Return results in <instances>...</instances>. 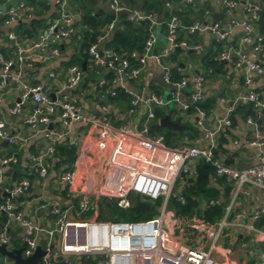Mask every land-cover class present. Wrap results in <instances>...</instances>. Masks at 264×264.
<instances>
[{
  "label": "built area",
  "instance_id": "obj_1",
  "mask_svg": "<svg viewBox=\"0 0 264 264\" xmlns=\"http://www.w3.org/2000/svg\"><path fill=\"white\" fill-rule=\"evenodd\" d=\"M7 1H0V24L6 29L4 37L10 50L8 55L0 53V108L15 115L30 102V109L23 123L28 126L31 136L37 135L43 139V146L37 153L26 154V171L19 176H12L13 168L19 164V151L27 144V137L11 132L0 111V147L5 146L0 151V245L9 250L22 246L23 258L30 256L39 247L44 254L35 264H54L59 260L65 264H73L71 256L92 258L94 261L90 264H215L214 252L219 251L216 241L227 224L230 206H224L221 218L211 224L196 222L195 212L184 219L176 217L167 201L174 197L180 204L185 202L182 193L185 178L194 177L193 166L198 161L209 165L214 176L230 183L231 199L239 193L247 196L245 185L264 191V129L259 130L252 115H245L244 118L245 124L252 127L251 136L245 138L242 134L233 139L232 144L238 146L245 143L255 148V163L241 168L234 167L225 164L216 153L217 138L223 130L231 127V116L236 106L250 105L255 114H264V96L256 90L236 94L229 101L222 95L218 96L216 104L221 108V115L214 119L212 127H203L205 115L195 104L205 98L202 87L204 75H193L190 81L184 76L172 80L164 59L175 47L196 52L202 50L199 43L179 37L181 31L185 34L210 32L219 45L216 59L230 62L245 84H250L255 77L264 76V39L255 28L258 16L264 12V0L258 3L243 1V17L239 21L228 19L223 25L214 21L183 26L177 16L172 14L165 23V46L155 53L151 51L156 44L161 22L149 12L125 8L119 0H104L114 17L99 29L100 34L96 40L88 45L85 60L91 68H105L106 74L108 73L107 77L94 85L99 91V104L97 111L93 113H87L78 93L83 80L80 62L62 68L54 66L61 58L60 46L72 44L77 48L81 38L79 31L76 33L70 27L68 0H53L55 15L47 16L45 26L36 30L28 40L21 37L15 26L36 16L38 10L26 0L13 3ZM178 1L192 3L195 0ZM218 2L227 17H230L237 5L236 0ZM121 12L127 13L126 19L130 23L147 22L146 37L139 53L132 51L129 56H124L102 45L115 27V16ZM203 13L208 15L206 10ZM235 28H239L241 33L238 41L233 43L231 38ZM1 44L3 40L0 38ZM242 45L247 49L243 50ZM129 59H133L134 64ZM149 59L159 67L163 81L172 86L166 99L153 93H133L123 85L124 80L137 78ZM48 64L51 67L42 71V79L30 82V72L35 75L37 69ZM188 82L191 91L188 98L184 99L181 90ZM115 87L123 88L128 94V115H140L142 110L145 111L142 127L137 133L130 134L127 127H113L108 122L110 102L107 101V95L115 96ZM9 93H14V98L12 104L6 106L4 98ZM165 104L173 105L179 115L186 114L190 107L194 109L195 124L200 128L196 141L171 148L165 144L162 134L148 133L146 122L153 119V107ZM87 123L99 128L101 138L112 135L113 159H109L108 164L111 172L126 176L123 187H115L101 177L96 191H90V188L86 192L74 188L73 165H78L75 155L72 161L61 160L53 180L48 181L53 190L64 191L68 202L59 204L37 196L30 212L25 213L22 209L27 204L23 201L24 195L28 194L35 181L42 183L47 178L49 161L53 159L56 145L63 142L65 147H79L81 134L76 133L75 127ZM53 124L57 125L56 128H53ZM132 134L140 138L146 154L153 155L148 168L131 167L132 156L128 152L120 153L121 149L131 146ZM159 156H163L162 159H158ZM114 157L117 159L114 160ZM152 168L158 170L151 173L149 170ZM130 194L144 197L151 204L158 201L154 206V213L148 218L134 221L95 218V200L105 198L117 208L126 209L130 207ZM73 198L74 202L71 201ZM218 202L217 199H210L207 203L202 202L200 208ZM263 215L264 205L251 212L252 218ZM184 225L198 231L194 245L185 244ZM66 228L73 230L69 241L64 240ZM248 228L259 234L262 242L252 264H264V224L260 228L251 225ZM78 229L80 233L76 232ZM16 240L20 245H14ZM11 263L6 256H0V264Z\"/></svg>",
  "mask_w": 264,
  "mask_h": 264
},
{
  "label": "crops",
  "instance_id": "obj_2",
  "mask_svg": "<svg viewBox=\"0 0 264 264\" xmlns=\"http://www.w3.org/2000/svg\"><path fill=\"white\" fill-rule=\"evenodd\" d=\"M15 1L17 0H8L7 2L13 3ZM243 1L258 3L261 0H236L237 5L232 10L230 17H227L223 13L221 7L219 6L218 0H195L192 3H182L175 0H163L158 8L148 11L153 14L159 22H161V29L157 34V41L151 52H160L164 48L165 23L168 21L175 10L178 11V9H181V12H183L182 17L190 21V24L188 25H193L195 22L204 24L214 21L220 25H223L227 21H229L228 19L239 21L243 17ZM45 2L47 3V9L43 14L39 15V17H31L29 19L21 21L15 26V29L23 39L28 40L32 38L36 30L40 28L39 25V27H34V30L31 31L30 35L25 34V29H31L29 23L31 22V20L43 19L42 21L44 24V20L47 16L55 15V6H53V0H45ZM83 2L85 3L86 1L68 0V11L71 13L70 27L73 28L76 33H78L77 31H79V34L83 30V26L79 22V17L81 14L79 6ZM119 2L127 9H135L145 12V10L142 9V0H119ZM93 9L94 11H101L104 14H110L112 15V17H114L104 0H96ZM204 10L208 12V15H204ZM165 16H167V19H164ZM260 16L264 18V15ZM126 18L127 13L121 12L115 16L114 21L116 24H118V22L127 21ZM177 18L179 19V17ZM179 21L183 26H188L187 24L184 25L185 23H183L181 19H179ZM255 28L258 33L263 35L264 39V34L261 33V30H258L257 21ZM5 31V27H2L0 24V38L3 40V44L0 45V53L8 55L10 53V50L8 48V44L5 42ZM240 33V29L235 28L231 38L233 43H236L238 41ZM179 37H183L190 41L192 40L199 43L202 50L196 52L180 47H175L174 49L178 51L177 54L174 57L171 56V53L174 51V49H172V51L168 54L167 58H165L164 61H166V64L169 68L171 78L173 79V75H176V78L173 80H177L180 77L184 76L188 81H190L193 75H196L198 73H205L204 63L202 62L201 58L206 52H216V46L219 47V45L214 41L213 35L210 32H194L185 34L181 31L179 33ZM60 47L61 58L54 64V66H57L58 68L66 66L67 61L76 54V46H73L72 44H63ZM242 49L246 50L247 47L245 45H242ZM190 55H195V59L186 60L185 57H188ZM215 55L214 58L216 59ZM172 57L173 59H171ZM82 63L84 64L83 67H81L83 70V80L78 88V93L80 94L81 101L84 104L87 113H93L97 111V107L99 104V91H97V88H95L94 85L98 80L104 78L106 76V73H104L101 79L97 80L91 75L92 68L88 65V63L86 61H81L80 66ZM220 64H222L223 66L220 72L207 70L206 76H204L205 79L202 86L205 95L204 97L208 99L212 98L214 101L209 114L204 118V120L206 121V127H212L214 119L221 115V108L216 104V98L218 96L222 95L227 99V101H229L236 94L244 93L249 90L259 91L261 93V96H264V76L255 77L250 84H245L242 80L241 75L233 69L230 62H220ZM49 67H51V64L41 67L40 70L37 69L35 75H32V73L30 72V75L28 77L30 82H35L42 79V71L46 70ZM123 85L126 89L133 93H141L143 95L153 93L160 96L162 99H166L169 95V92L172 90V86L163 81L159 67L151 59L147 60L144 69L140 72L137 78L124 80ZM186 87L181 90V95L184 99L188 98L191 91L189 82ZM13 98L14 93L7 94L4 98V105L10 106L12 104ZM128 100L129 97H126L125 103L118 101L115 103H109L110 106L108 109V122L113 127H127L130 134L133 132L137 133L142 127L145 111L142 110V113L140 115H128L126 113ZM29 109L30 102L26 103V105L21 108V111L15 115H10L6 112L5 108H0V111L2 112V115L6 120V125L9 127V130L13 133H18L27 137L26 146L23 150H20L18 154L19 164L13 168L14 170L16 169L17 171H19V173L26 171V154L37 153L39 151V148L43 146V139L37 135L31 136V132L29 131L28 126L23 123V119L28 113ZM157 109L163 111V116H167L170 110H172L173 119L171 121L178 117L180 121L187 122L195 129L193 137H187L186 135L179 137L176 141H172L173 146L169 147L179 148L185 145H189L197 140L200 128L195 124L194 113L191 114L187 112L186 114L179 115L178 111H176L174 106L171 104H165L160 107H153L152 112L154 113ZM231 117L233 120L231 127L223 130L217 138L216 153L223 162H227V165H232L238 168L252 165L255 163V148L246 145L245 143L239 144L238 146L232 144L233 139L239 138L242 134L245 138L251 136L252 127L245 124V116L238 111H234ZM157 118H154L153 116V119ZM253 118L255 119L256 125L259 127V130L264 129V114L254 113ZM56 126V124H53V128H56ZM75 128L76 133L81 134V145L77 148H74L75 155L77 156L78 161V165H73L75 176L74 188L86 192L90 188V191H96V186L101 177L103 178V181H105L106 179V181L108 180L113 184V186L122 188L125 184L124 178H126V176H123V174L117 175L111 172L110 164H108L109 159H113L111 158V149L114 145V139L112 135L108 134L101 138L99 136V128L94 125H90L89 123L76 126ZM148 133L152 134L149 132V130ZM130 136L133 138V140L130 141L131 146L126 147L124 150L121 149L120 153L128 152V154L132 156V158L130 159L131 167H147L153 155L151 153L146 154V152L142 148V144H140V138L136 136V134H132ZM57 145L53 159L49 161L47 178L42 183H39V181H35L28 194L24 195L23 201H25L27 204L26 206H22V209L25 213L30 212V209L32 208L31 205L35 201L34 198L37 196H43L44 198H48L49 201H55V203L57 202L59 204L68 202V199L65 197L63 190H53L51 185H49L50 183H48L49 180H53L54 175L57 172L58 163H60L64 158L61 154H57ZM59 145H64V143L60 142ZM2 149H5L4 145L0 147V151H2ZM78 156L81 158H79ZM162 157L163 156H159L158 159H162ZM116 159L117 158L114 157V160ZM78 168H82L81 181H79L80 174L78 173ZM156 170L158 169L152 168L149 171L151 173H154ZM226 183L230 187L228 196L226 197V201L224 203V206H230L227 214V232L224 234V238L222 239V241L217 245V249H219L220 252L218 250L214 252V262L215 264H252L253 260L257 257V254L261 249L262 242L261 236L253 230L249 229L248 226L251 225L255 228L261 227L257 225V222L261 217H264V215L258 218H252L251 212L254 208L264 205V191L251 185H245V188L248 190V195L244 196L242 193H239L231 199V185L229 182ZM219 191H221V188H219ZM132 195L136 194H130V206L134 202ZM137 196L140 198V200H148L139 195ZM219 199H221V197ZM201 203L202 201L196 200L194 202V205L201 206ZM111 219L118 220L115 215H113ZM242 224H244L245 226H243ZM68 232L66 231V233ZM76 232L80 233V230L78 229L76 230ZM13 234L16 235V233ZM71 236L72 234H67L64 240L69 241L71 239ZM249 252H252V255H249ZM70 260L73 264H85V262L90 264L93 263L91 261H94L92 260V258L85 259L79 256H71Z\"/></svg>",
  "mask_w": 264,
  "mask_h": 264
},
{
  "label": "trees",
  "instance_id": "obj_3",
  "mask_svg": "<svg viewBox=\"0 0 264 264\" xmlns=\"http://www.w3.org/2000/svg\"><path fill=\"white\" fill-rule=\"evenodd\" d=\"M86 2L82 3L79 6L81 10V14L79 17V22L83 26V30L80 33V41L78 43L77 48L75 49V55L72 56L66 63V65L71 63H77L81 61H85L87 58V47L89 44L93 43L97 36L100 34L99 29L102 28L108 21H110L113 17L110 14H104L101 11H94L93 7L95 5L96 0H85ZM163 0H142V9L145 12L151 11L152 9H156L161 5ZM165 1V0H164ZM178 1V0H175ZM26 2L35 7L38 12L37 15L43 14L47 9V4L45 0H26ZM150 13V12H149ZM183 23L184 25L190 24V21L186 18L182 17L183 12L181 9L178 11H174L173 13ZM264 15V12L261 13ZM34 16V17H36ZM43 19H33L31 20L30 26L31 29H25V34L30 35L31 31L34 30V27H43L45 26V20L43 24ZM146 27L147 22L138 21L136 23H130L127 21L118 22L115 25L114 29H112L109 35L102 42V45L106 48L112 49L118 54H122L124 56H129L132 51L137 53L141 52L143 47V42L146 37ZM261 33L264 34V27L261 29ZM264 44V41H263ZM217 50L219 47H217ZM177 50L171 53V56H175L177 54ZM216 52H206L201 58L204 63V72L203 75L206 76L207 70H212L213 72H220L222 70V64L218 62L214 55ZM173 57L171 59H173ZM131 64H134L133 59H129ZM108 74V73H107ZM106 74L105 77L108 75ZM176 78V75H173V79ZM172 79V78H171ZM172 79V80H173ZM115 96L110 97L107 95V101L109 102H126V97L128 94L121 87H115ZM213 99L204 98L202 101L197 102L195 104L200 110L203 111L204 115H208L213 104ZM194 106V105H193ZM234 111H238L239 113L245 115H254V112L251 110L250 105H238L236 106ZM188 113L193 114L194 109L190 107L187 110ZM164 115L163 111L155 110L153 116L154 118L162 117ZM168 118L172 120L173 111L167 114ZM232 120V117H231ZM173 121L178 122L182 125L181 129H171L165 128L159 125L151 126L148 130L150 133L162 134L164 137V142L168 146H173L172 141H176L179 137L186 135L187 137H193L195 133V129L193 126L188 124L187 122H182L178 117H176ZM233 122V120H232ZM222 133V132H221ZM58 155H62L64 157L62 160L72 161L75 156V150L73 147H65L64 145H57ZM194 177L193 178H185V184L182 190L183 196L185 198V202L180 204L175 200L174 197L168 199L167 203L169 207H171L175 213L176 217L186 218L191 212H195L196 214V222L199 223H215L217 222L224 212V203L226 201V197L229 192V185L226 183L224 178L216 177L213 174V170L209 165H206L200 161L196 162L193 166ZM20 173L16 169L13 170L12 176H19ZM221 188V191H219ZM221 197V199H219ZM134 202L130 207L126 209L117 208L114 203L107 201L105 199L96 200V216L97 220H107L111 219L113 215L117 218H124L126 220L134 221L139 219H144L150 217L154 213V206L158 204V201H154L153 204L148 202V200H140L137 195H132ZM219 200L218 204L208 206L206 208H200V206L194 205V202L202 201L207 203L208 200ZM72 202L75 199H71ZM264 224V217H261L257 222V225L262 226ZM183 235L184 242L186 245H194V239L198 235V231L194 228L188 227L187 225L183 226ZM89 261V260H88ZM54 264H65L63 261H56ZM83 264V263H82ZM85 264H88L85 262Z\"/></svg>",
  "mask_w": 264,
  "mask_h": 264
},
{
  "label": "water",
  "instance_id": "obj_4",
  "mask_svg": "<svg viewBox=\"0 0 264 264\" xmlns=\"http://www.w3.org/2000/svg\"><path fill=\"white\" fill-rule=\"evenodd\" d=\"M258 22V30H261L264 27V18L262 16H258L257 18ZM83 63L81 64V67H83ZM159 125L165 128H171V129H180L182 127L181 124H179L176 121H171L168 116H162L157 119H151L148 120L146 123V127L150 128L151 126ZM203 127H206V121L204 120L202 123ZM227 164V162H224ZM180 176H182V172H180ZM21 250L22 246H19L17 248L13 249H6L4 245H0V256H6L8 259L11 260V264H35L37 260L44 254V252L39 248L36 247L34 252L28 256L23 258L21 256Z\"/></svg>",
  "mask_w": 264,
  "mask_h": 264
},
{
  "label": "rangeland",
  "instance_id": "obj_5",
  "mask_svg": "<svg viewBox=\"0 0 264 264\" xmlns=\"http://www.w3.org/2000/svg\"><path fill=\"white\" fill-rule=\"evenodd\" d=\"M164 19H167V16L164 17ZM185 59H190V60H194L195 59V55H190L188 57H185ZM104 73H106V69L105 68H92V72H91V75L95 78V79H101V77L104 75ZM187 88V87H186ZM78 173L80 174V178H79V181L82 180V168H78ZM89 215V214H88ZM118 220H122L124 218H117ZM66 231L68 233H66ZM66 231L64 233V238H66L67 234H71L72 233V230L71 228H66ZM227 232V225L225 227H223V229L221 230V233L216 241V243H220L222 241V239L224 238V234ZM203 242V240L201 241V243ZM16 246L20 245V242L19 241H15V244ZM220 252V251H219Z\"/></svg>",
  "mask_w": 264,
  "mask_h": 264
}]
</instances>
